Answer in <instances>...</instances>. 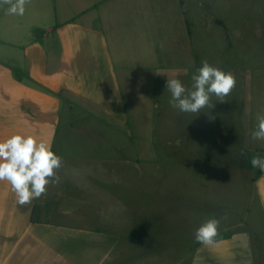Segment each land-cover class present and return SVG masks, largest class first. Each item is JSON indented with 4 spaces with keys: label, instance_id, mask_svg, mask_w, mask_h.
Wrapping results in <instances>:
<instances>
[{
    "label": "crops",
    "instance_id": "crops-1",
    "mask_svg": "<svg viewBox=\"0 0 264 264\" xmlns=\"http://www.w3.org/2000/svg\"><path fill=\"white\" fill-rule=\"evenodd\" d=\"M186 2L30 0L23 15L0 5V141L31 135L62 158L59 182L30 204L19 205L0 181V264H168V245L153 257L152 241L116 217L121 203L100 185L121 180L116 171L126 157L116 144L135 150L134 140L120 138L131 117L142 108L170 114L166 79L190 88L201 67L186 39ZM234 90L226 107L241 117L239 141L264 151L250 135L264 110V61L255 93ZM106 147L113 155L101 152ZM251 171L237 190L196 204L198 225L218 219V235L212 245L195 240L180 264H264V173ZM41 205L44 216L32 222Z\"/></svg>",
    "mask_w": 264,
    "mask_h": 264
},
{
    "label": "rangeland",
    "instance_id": "rangeland-1",
    "mask_svg": "<svg viewBox=\"0 0 264 264\" xmlns=\"http://www.w3.org/2000/svg\"><path fill=\"white\" fill-rule=\"evenodd\" d=\"M186 1V39L199 50L197 58L232 73L234 89L243 85L255 93L257 65L264 61V0ZM239 102L233 99L235 108H240ZM211 103L214 107L202 109L199 115L179 114L176 109L162 115L159 108H142L120 136L122 141L134 140L135 150L116 144L126 157L116 171L120 182L113 185L106 180L100 185L115 191L121 203L116 217L152 241L153 257L161 242L164 249L168 245L163 250L168 264L185 262L194 245L199 227L196 204L208 207L211 196L218 201L219 195L237 190V180L252 172L250 158L264 153L239 141L238 110L230 115L226 102H218L214 95ZM82 149L93 152L75 148ZM111 150L106 147L101 152L113 155ZM39 209L43 217L44 205Z\"/></svg>",
    "mask_w": 264,
    "mask_h": 264
},
{
    "label": "clouds",
    "instance_id": "clouds-1",
    "mask_svg": "<svg viewBox=\"0 0 264 264\" xmlns=\"http://www.w3.org/2000/svg\"><path fill=\"white\" fill-rule=\"evenodd\" d=\"M30 0H0V5H9V14L23 15L25 5ZM192 84L186 88L178 78L166 79V90L171 93L169 104L183 113H200L202 109L213 108L211 97L214 95L220 103L226 102L236 86L235 76L211 65L206 59L191 77ZM212 119V117H209ZM254 130L250 133L253 141L264 142V110L257 113ZM247 147V145H245ZM244 155V150H241ZM249 163L264 173V156L253 155ZM62 166L58 156L49 143L37 141L34 136L13 135L0 141V181L10 184L17 196V202L23 206L39 199L46 193L47 186L58 183L56 170ZM220 221L212 218L202 223L194 233L196 242L212 245L218 235Z\"/></svg>",
    "mask_w": 264,
    "mask_h": 264
},
{
    "label": "trees",
    "instance_id": "trees-1",
    "mask_svg": "<svg viewBox=\"0 0 264 264\" xmlns=\"http://www.w3.org/2000/svg\"><path fill=\"white\" fill-rule=\"evenodd\" d=\"M40 209L39 208H34L33 213H32V222H38L40 221Z\"/></svg>",
    "mask_w": 264,
    "mask_h": 264
}]
</instances>
